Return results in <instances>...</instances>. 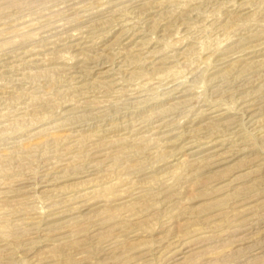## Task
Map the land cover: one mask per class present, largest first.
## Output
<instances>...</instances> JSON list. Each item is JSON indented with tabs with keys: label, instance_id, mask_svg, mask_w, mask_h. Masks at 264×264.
I'll use <instances>...</instances> for the list:
<instances>
[{
	"label": "rangeland",
	"instance_id": "obj_1",
	"mask_svg": "<svg viewBox=\"0 0 264 264\" xmlns=\"http://www.w3.org/2000/svg\"><path fill=\"white\" fill-rule=\"evenodd\" d=\"M0 264H264V0H0Z\"/></svg>",
	"mask_w": 264,
	"mask_h": 264
}]
</instances>
